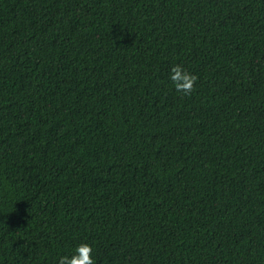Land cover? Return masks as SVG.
<instances>
[{
	"label": "trees",
	"instance_id": "trees-1",
	"mask_svg": "<svg viewBox=\"0 0 264 264\" xmlns=\"http://www.w3.org/2000/svg\"><path fill=\"white\" fill-rule=\"evenodd\" d=\"M80 243L264 264V0H0V264Z\"/></svg>",
	"mask_w": 264,
	"mask_h": 264
},
{
	"label": "clouds",
	"instance_id": "clouds-1",
	"mask_svg": "<svg viewBox=\"0 0 264 264\" xmlns=\"http://www.w3.org/2000/svg\"><path fill=\"white\" fill-rule=\"evenodd\" d=\"M169 78L173 82L175 90L183 95L190 94L197 79L195 75L186 71L180 64L172 67ZM92 253V245L80 243L69 253L60 255L57 264H95Z\"/></svg>",
	"mask_w": 264,
	"mask_h": 264
}]
</instances>
